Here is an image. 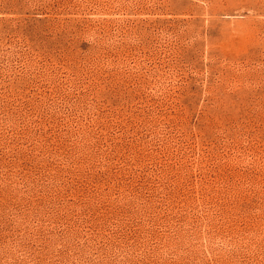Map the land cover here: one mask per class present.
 <instances>
[{"label": "rangeland", "instance_id": "rangeland-1", "mask_svg": "<svg viewBox=\"0 0 264 264\" xmlns=\"http://www.w3.org/2000/svg\"><path fill=\"white\" fill-rule=\"evenodd\" d=\"M0 264H264V0H0Z\"/></svg>", "mask_w": 264, "mask_h": 264}]
</instances>
